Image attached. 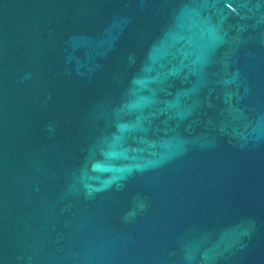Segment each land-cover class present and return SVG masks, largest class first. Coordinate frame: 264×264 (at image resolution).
<instances>
[{
    "label": "water",
    "instance_id": "obj_1",
    "mask_svg": "<svg viewBox=\"0 0 264 264\" xmlns=\"http://www.w3.org/2000/svg\"><path fill=\"white\" fill-rule=\"evenodd\" d=\"M0 264H264V0H0Z\"/></svg>",
    "mask_w": 264,
    "mask_h": 264
}]
</instances>
